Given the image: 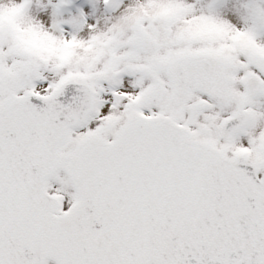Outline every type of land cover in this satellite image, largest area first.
<instances>
[{
  "label": "snow or ice",
  "instance_id": "obj_1",
  "mask_svg": "<svg viewBox=\"0 0 264 264\" xmlns=\"http://www.w3.org/2000/svg\"><path fill=\"white\" fill-rule=\"evenodd\" d=\"M0 264H264V0H0Z\"/></svg>",
  "mask_w": 264,
  "mask_h": 264
}]
</instances>
